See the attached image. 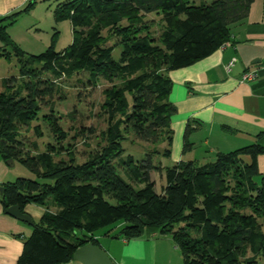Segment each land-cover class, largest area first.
Segmentation results:
<instances>
[{
    "label": "trees",
    "instance_id": "trees-1",
    "mask_svg": "<svg viewBox=\"0 0 264 264\" xmlns=\"http://www.w3.org/2000/svg\"><path fill=\"white\" fill-rule=\"evenodd\" d=\"M252 1L64 0L53 17L69 23L71 42L60 51L51 44L37 55L22 52L7 34L34 1L0 17V59L13 57L17 65L16 77L0 81V158L33 176L3 183L0 206L3 211L17 206L21 213L26 205L44 210L30 234L19 237L15 264H65L78 247L97 245L93 234L102 229L104 235L115 229L112 237L124 241L168 236L182 264H258L264 255V174L256 158L264 147L218 152L202 165L179 161L161 168L150 162L170 153L175 108L166 100L168 73L229 43L230 27L247 17ZM150 14L162 25L156 38L144 19ZM73 78L91 90L106 84L96 115L105 127L95 135L97 150L79 164L53 111L60 84ZM40 106L45 113H39ZM38 121L51 142L42 151L30 142L29 151L21 130ZM193 124L199 123L184 126L182 153L190 146ZM31 129L40 137L37 125ZM129 135L164 147L150 149L144 159L121 158V143ZM151 172H163L158 193Z\"/></svg>",
    "mask_w": 264,
    "mask_h": 264
},
{
    "label": "crops",
    "instance_id": "crops-1",
    "mask_svg": "<svg viewBox=\"0 0 264 264\" xmlns=\"http://www.w3.org/2000/svg\"><path fill=\"white\" fill-rule=\"evenodd\" d=\"M12 6V2L0 0V17L10 13ZM232 58L236 62L226 71L225 66ZM247 71H255L256 77L241 82V74ZM168 78L171 88L166 100L175 108L170 129L176 146L181 147L185 124L199 123L192 125L194 131L188 137L190 150L181 154L174 146L172 164L195 162L192 149L197 144L206 149L204 157L199 155L202 161L209 159L208 154L226 153L252 144L264 147V0H253L247 17L230 27L227 47L188 67L170 71ZM12 164L0 158V186L12 182ZM256 166L264 174V154L256 158ZM43 211L34 205L23 208L34 224ZM30 230V226L6 215L0 206V264H15L21 252L20 238L27 237ZM114 233L109 232L102 240L93 234L97 244L94 246L105 253L109 264H182L168 236L150 235L124 241L112 237ZM65 264L82 263L71 259Z\"/></svg>",
    "mask_w": 264,
    "mask_h": 264
},
{
    "label": "rangeland",
    "instance_id": "rangeland-1",
    "mask_svg": "<svg viewBox=\"0 0 264 264\" xmlns=\"http://www.w3.org/2000/svg\"><path fill=\"white\" fill-rule=\"evenodd\" d=\"M12 2L10 13L23 9L27 2L32 0H8ZM33 6L25 13L19 14L15 22L7 29V34L10 40L24 53L30 55H37L44 51L49 45H53L55 51H60L71 42V28L67 21H56L53 17V10L55 6L63 2L64 0H33ZM194 4L198 2L208 3L211 0H191ZM144 19L150 23V34L156 38L162 29L159 17L153 14L144 16ZM119 49H115L112 52V57L117 58ZM17 76V65L15 59L12 57L10 60L0 59V81L7 77ZM77 78H73L69 81L60 84L61 90L58 95L59 98H55L53 101V111L56 115L60 116L59 125L66 133V141L69 148L73 151L74 161L76 163H82L89 154L97 150L95 135L97 132L104 129V122L101 117H97V106L101 102V90L106 86L105 83L100 82L98 86L91 90L81 86L76 82ZM1 91V84H0ZM39 113H45L46 108L40 106ZM37 125L40 130V137H36L32 131V127ZM95 130L94 135L88 133V129ZM21 135L26 144V149L29 148L30 142H35L38 147V151L43 150V146L47 142H51V137L48 134L47 128L41 122L31 123L28 129H22ZM170 145V153L168 158L155 155L150 157V162L157 167H169L172 165V153H174V146L176 143L172 142ZM63 144V143H62ZM190 144V143H189ZM198 146V147H197ZM164 147L163 143L159 145H152L148 143H142L135 140L129 135L121 143L123 149L121 158H125L127 155H131L134 159H144L147 157L150 149L155 148L157 151H161ZM178 147V146H176ZM191 144L187 150H190ZM182 153V144L179 148ZM205 147L197 144L192 153L196 165H202L213 161L214 155H207L209 159L200 160L199 155L204 157ZM31 153V152H30ZM32 154V153H31ZM61 157H64L61 154ZM12 181L16 178L32 179L33 176L18 163L12 162ZM177 163V162H176ZM150 180L154 183L153 190L155 193L159 192L161 186L164 185L163 172H151L149 174ZM257 179H255L256 181ZM139 188L140 185H135ZM107 229L96 231L94 236L99 240H102L104 233ZM112 231H115L113 229ZM111 231V232H112ZM258 264H264V255L257 258Z\"/></svg>",
    "mask_w": 264,
    "mask_h": 264
},
{
    "label": "water",
    "instance_id": "water-1",
    "mask_svg": "<svg viewBox=\"0 0 264 264\" xmlns=\"http://www.w3.org/2000/svg\"><path fill=\"white\" fill-rule=\"evenodd\" d=\"M6 164H12V161L8 160ZM1 193V188H0ZM4 213L9 217L22 222L30 227L34 226L28 215L21 213L17 206L8 207ZM72 259L81 262L82 264H109V259L105 253L98 247L90 243H86L77 249L72 254Z\"/></svg>",
    "mask_w": 264,
    "mask_h": 264
},
{
    "label": "built area",
    "instance_id": "built-area-1",
    "mask_svg": "<svg viewBox=\"0 0 264 264\" xmlns=\"http://www.w3.org/2000/svg\"><path fill=\"white\" fill-rule=\"evenodd\" d=\"M228 46V43L222 44L218 50H223L225 47ZM236 62L234 58L230 59L229 62L225 66V70L229 71V68ZM256 77V72L255 71H247L241 74L240 76V81L241 82H247L250 80H253Z\"/></svg>",
    "mask_w": 264,
    "mask_h": 264
}]
</instances>
